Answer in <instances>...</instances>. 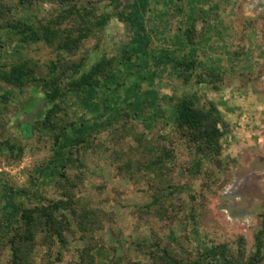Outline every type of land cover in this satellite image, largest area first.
Returning a JSON list of instances; mask_svg holds the SVG:
<instances>
[{
    "label": "rangeland",
    "instance_id": "374dc122",
    "mask_svg": "<svg viewBox=\"0 0 264 264\" xmlns=\"http://www.w3.org/2000/svg\"><path fill=\"white\" fill-rule=\"evenodd\" d=\"M41 22L76 43L20 42ZM22 62L34 81L0 79V264H217L220 245L237 260L256 251L264 0H0V74ZM101 63L93 86L70 87ZM184 96L218 120V154L177 129Z\"/></svg>",
    "mask_w": 264,
    "mask_h": 264
},
{
    "label": "trees",
    "instance_id": "16d2710c",
    "mask_svg": "<svg viewBox=\"0 0 264 264\" xmlns=\"http://www.w3.org/2000/svg\"><path fill=\"white\" fill-rule=\"evenodd\" d=\"M105 20L100 22V25L105 24ZM16 27V26H15ZM23 29H19L20 42H45L52 45L58 42V47L64 50H70V45L76 43V38H72V34L67 35V39L63 41L60 36V28L55 24L39 23L38 26L23 25ZM103 70V64L93 67L87 73L82 74L78 80H73L70 87L77 90L82 86H93L95 76ZM2 82L9 86L22 87L27 82L35 80L34 69L30 68L27 62H22L13 65L9 71H4L0 74ZM49 98L54 101L63 98V93L57 86L54 87L53 93H50ZM176 127L181 132L189 136L191 142L195 144L202 152H212L218 154L220 151V140L222 138V130L218 120L209 112L199 108L195 103L194 96H184L177 104L176 110ZM209 150V151H207ZM211 154V153H210ZM6 193L10 196L11 191ZM11 197V196H10ZM18 215H22L18 213ZM23 217V215H22ZM12 218L8 219L10 222ZM6 223V222H5ZM262 239H264V215L262 217V229L257 236L256 251L250 257H241L235 259L230 256L226 246L220 245L212 251V255L219 259L217 264H264L261 259L262 254Z\"/></svg>",
    "mask_w": 264,
    "mask_h": 264
}]
</instances>
